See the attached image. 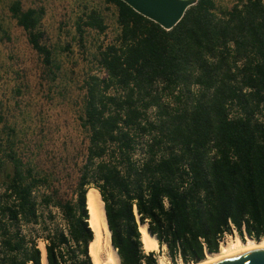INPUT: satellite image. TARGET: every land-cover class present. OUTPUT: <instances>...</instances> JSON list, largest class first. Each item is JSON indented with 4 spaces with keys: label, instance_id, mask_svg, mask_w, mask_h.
<instances>
[{
    "label": "trees",
    "instance_id": "1",
    "mask_svg": "<svg viewBox=\"0 0 264 264\" xmlns=\"http://www.w3.org/2000/svg\"><path fill=\"white\" fill-rule=\"evenodd\" d=\"M10 0L9 11L28 34L47 75L61 70L45 43L44 8ZM118 35L95 57L100 72L85 81L82 129L85 163L73 202H54L47 183L25 164L10 135L0 158V264H93L87 193L99 191L120 264H159L147 253V225L173 264L200 263L220 252V240L264 238V0H240L222 9L198 0L172 29L137 13L122 0ZM104 34L100 11L77 23ZM4 36L10 38L6 32ZM60 206L67 233L51 226L42 206ZM41 228V230L38 229Z\"/></svg>",
    "mask_w": 264,
    "mask_h": 264
},
{
    "label": "rangeland",
    "instance_id": "2",
    "mask_svg": "<svg viewBox=\"0 0 264 264\" xmlns=\"http://www.w3.org/2000/svg\"><path fill=\"white\" fill-rule=\"evenodd\" d=\"M239 1L218 0L217 3L219 8L231 9ZM9 5L10 0H0V158L11 128L15 131L11 138L18 156L47 179L39 193L52 195L54 202L75 203L89 144L80 122L86 96L85 81L92 73L102 74L95 57L101 45L112 43L118 35L117 10L104 0L23 1L25 10L44 8L46 11L42 22L45 43L54 51L61 66L53 82L30 44L28 34L10 13ZM91 9L100 11L108 29L101 34L85 28L83 48L77 23ZM40 211L44 215L52 212L51 226L67 227L60 206H42ZM233 238L225 239L226 243L237 237ZM249 239L245 237V241ZM46 245L43 238L39 240V248ZM153 252L159 264L162 261L173 264L167 246ZM99 255L105 262L104 249Z\"/></svg>",
    "mask_w": 264,
    "mask_h": 264
},
{
    "label": "bare ground",
    "instance_id": "3",
    "mask_svg": "<svg viewBox=\"0 0 264 264\" xmlns=\"http://www.w3.org/2000/svg\"><path fill=\"white\" fill-rule=\"evenodd\" d=\"M87 207L90 214V227L95 234V238L89 246L93 264H120L119 255L112 244V233L107 221L105 204L101 195L95 189H90L87 193ZM140 232L145 251L153 252L160 248L158 240L151 236L147 225H140ZM225 243L221 246L219 253L208 254L204 261L197 264H212L218 260L264 248V238L261 241L252 239L243 241L240 237H237L235 240ZM101 248L105 252V262L100 259V250H103ZM41 251L42 264H48L46 247H41ZM162 264L166 263L162 261Z\"/></svg>",
    "mask_w": 264,
    "mask_h": 264
},
{
    "label": "water",
    "instance_id": "4",
    "mask_svg": "<svg viewBox=\"0 0 264 264\" xmlns=\"http://www.w3.org/2000/svg\"><path fill=\"white\" fill-rule=\"evenodd\" d=\"M122 1L128 4L137 13L159 24L167 31L172 30L183 19L187 10L198 2V0ZM212 264H264V248L218 260Z\"/></svg>",
    "mask_w": 264,
    "mask_h": 264
},
{
    "label": "built area",
    "instance_id": "5",
    "mask_svg": "<svg viewBox=\"0 0 264 264\" xmlns=\"http://www.w3.org/2000/svg\"><path fill=\"white\" fill-rule=\"evenodd\" d=\"M64 230H65L66 233H67L68 225H67V227H66V225L64 226ZM233 237H240L238 231L235 229L234 226H233V233H232V234H231V233H225L224 236L222 237V239L220 240V248H221V246H222L225 242H227V241H225V239L230 238V239L232 240V239H234ZM240 238H241V237H240ZM45 241H46V240H45ZM46 242H47V241H46ZM179 262H182L181 258L178 259V263H179ZM29 264H33V263L30 262Z\"/></svg>",
    "mask_w": 264,
    "mask_h": 264
}]
</instances>
